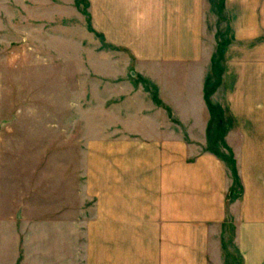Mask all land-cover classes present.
Returning <instances> with one entry per match:
<instances>
[{"label":"crops","instance_id":"1","mask_svg":"<svg viewBox=\"0 0 264 264\" xmlns=\"http://www.w3.org/2000/svg\"><path fill=\"white\" fill-rule=\"evenodd\" d=\"M88 1L96 31L148 64L160 104L148 92L144 129L90 147L83 264H222L230 225L242 264H264V0L220 3L227 41L221 90L210 99L232 122L224 135L239 185L232 202L228 164L201 151L219 40L211 0Z\"/></svg>","mask_w":264,"mask_h":264},{"label":"rangeland","instance_id":"2","mask_svg":"<svg viewBox=\"0 0 264 264\" xmlns=\"http://www.w3.org/2000/svg\"><path fill=\"white\" fill-rule=\"evenodd\" d=\"M211 2L219 17L206 96L213 140L201 151L228 164L232 202L239 185L224 142L232 122L210 99L221 90L226 21L221 0ZM147 65L96 31L88 0H0V264H83L94 210L85 192L90 147L147 126L139 119L148 92L160 104ZM234 240L225 227L220 263L242 264Z\"/></svg>","mask_w":264,"mask_h":264},{"label":"trees","instance_id":"3","mask_svg":"<svg viewBox=\"0 0 264 264\" xmlns=\"http://www.w3.org/2000/svg\"><path fill=\"white\" fill-rule=\"evenodd\" d=\"M206 94H207V90H206ZM222 135V134H221ZM209 138H210V135H209ZM221 138H222V136H221ZM210 140H213V138L211 139L210 138ZM232 164H233V167H234V170H235V164H234V161H232Z\"/></svg>","mask_w":264,"mask_h":264}]
</instances>
